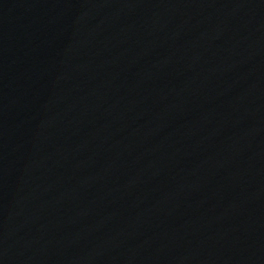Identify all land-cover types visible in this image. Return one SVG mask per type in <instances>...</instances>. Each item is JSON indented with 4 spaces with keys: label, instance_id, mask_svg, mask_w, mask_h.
Returning a JSON list of instances; mask_svg holds the SVG:
<instances>
[{
    "label": "water",
    "instance_id": "95a60500",
    "mask_svg": "<svg viewBox=\"0 0 264 264\" xmlns=\"http://www.w3.org/2000/svg\"><path fill=\"white\" fill-rule=\"evenodd\" d=\"M0 264H264V0H0Z\"/></svg>",
    "mask_w": 264,
    "mask_h": 264
}]
</instances>
